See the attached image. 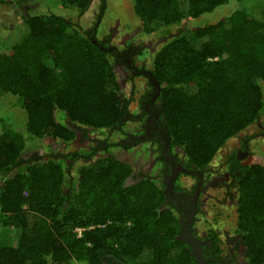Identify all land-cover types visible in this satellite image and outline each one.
Here are the masks:
<instances>
[{"label": "trees", "instance_id": "16d2710c", "mask_svg": "<svg viewBox=\"0 0 264 264\" xmlns=\"http://www.w3.org/2000/svg\"><path fill=\"white\" fill-rule=\"evenodd\" d=\"M42 1L0 0L33 7L22 16L25 29L0 49V95L25 111L28 139L50 138L63 151L0 131V224L18 236L16 246L0 242V264H195L162 186L147 177L125 185L134 171L122 157L134 148L126 146L125 126L137 108L135 90H122L117 59L137 36L116 40L135 26L166 38L152 55L158 115L170 147L181 149L187 169L199 170L264 118V0L219 21L214 12L229 0H132L129 21L118 18L122 30L100 38L108 0H99L91 32L72 14L92 0H54L59 12L34 9ZM201 17L204 24L179 26ZM173 26L179 29L170 34ZM78 130L95 133L96 146L76 149ZM234 152L226 164L236 173V233L247 264H264V164Z\"/></svg>", "mask_w": 264, "mask_h": 264}, {"label": "flooded vegetation", "instance_id": "af4514ba", "mask_svg": "<svg viewBox=\"0 0 264 264\" xmlns=\"http://www.w3.org/2000/svg\"><path fill=\"white\" fill-rule=\"evenodd\" d=\"M135 30L137 38L133 40L129 48L123 50V60L118 61L117 59L120 83L124 93L126 83L133 81L135 75L145 78L142 87L144 92L136 96L134 104L142 112L129 115V124L133 126L129 132L132 141L126 146L134 145V148L125 151L123 159L133 165L134 171L126 180L125 185L147 177L154 179L159 186H162L166 195L164 206L166 208H169L170 204L174 206L175 215L181 224L177 238L186 249H189V253L195 259V264H247L246 246L236 233V217L233 214L237 201L236 193L232 190L236 181L234 177L236 173L228 169L227 159L220 164L219 161L213 163L216 157L204 168L187 169L183 162V153H180L181 149L170 147L165 125L158 115L160 86L152 75V55L166 38L151 40L152 36L142 35L139 26H135ZM132 38V33L126 32L117 38L116 44L124 43V40ZM144 48H147L150 54L139 63L138 54H142ZM134 90L135 84L133 83L128 94L133 93ZM145 114L146 119L143 122L136 121V118L142 120ZM256 124L260 126L259 122ZM84 132V130L76 132L74 140H82L77 146L75 145L76 149L80 147L92 149L98 143L95 133ZM83 134L87 137L84 138ZM90 142H93L92 145ZM99 142L105 144V141L99 140ZM124 142L126 140L122 141ZM242 144V149L247 151L248 142L243 141ZM240 149L241 143L238 141L234 152L237 159L244 158ZM127 154L133 157L129 158ZM130 159L132 161H129ZM141 161L143 164L140 163ZM202 217L208 226H205V223L204 228L201 229L199 224ZM229 220H234L232 225Z\"/></svg>", "mask_w": 264, "mask_h": 264}, {"label": "rangeland", "instance_id": "374dc122", "mask_svg": "<svg viewBox=\"0 0 264 264\" xmlns=\"http://www.w3.org/2000/svg\"><path fill=\"white\" fill-rule=\"evenodd\" d=\"M262 0H245V1H234L229 0L228 3L221 5L218 10L214 12V16L212 20L219 21L223 19L226 15L230 14L232 11L239 9L243 7V5H249V6H257L259 2ZM54 0H43L42 4L35 7L34 9H37L38 11H44L47 6H49L51 9L59 12L55 8V4L53 3ZM131 5L132 0H108V6L105 13V16L101 22V25L98 29L99 38L102 37L107 31L109 30H115L112 31L111 35L113 34V37H115V34L117 32H120L122 29L120 27L119 19L121 18L123 20L129 21L128 19V13L131 12ZM28 5H20L18 7H15L13 5H1L0 4V49L6 46L10 41L17 38V35L19 36L21 30L25 29V26L23 25L22 16L28 14L31 10H33V7L30 6L29 10H27ZM99 0H92L89 9L83 13L80 16L73 15V19L77 20L78 24L83 28L86 29L88 32H91L90 28H93L96 26V22L98 20L95 19V13L99 9ZM204 17H201L200 19H196L195 23L191 24L188 20H183L182 23L179 25L181 28H191L197 25H200V23L204 24ZM210 22V20L208 21ZM95 25V26H94ZM106 29V30H105ZM179 28L177 26H173L170 34H174L177 32ZM136 30L130 31L132 33V36L134 37L136 35ZM127 32V33H130ZM135 32V33H134ZM161 35L154 34L152 35L151 40H154L156 38H161ZM16 41V40H15ZM117 42V40H116ZM135 43V42H134ZM145 49V48H144ZM146 50H144V53L138 55V62L141 63L143 59L147 56ZM145 78L139 75H135L133 77V81L126 83V87L124 88V91L126 94L130 92L132 88V84H135V96H139L142 92L143 82ZM1 97V95H0ZM17 101L13 96L6 95L4 97L0 98V131L5 128H11L19 133H22L23 136L27 139V144L33 146L37 145H48L51 146L52 150L62 152L63 150L60 149L54 142L51 141L50 138H42L38 140L41 143H37L34 140L28 139L30 137L25 129L26 124V113L21 108V106L16 103ZM142 110L136 109V113H141ZM146 119V114L142 117V122ZM260 126H257L255 124H252L248 129L244 130L242 133L239 134L237 139L250 137L248 139V150L245 151L244 149H240L242 154H244L245 161L250 162H261L264 164V141L261 142L260 139H257L256 143L253 142V138L255 137H264V118L262 121H259ZM133 126L131 124H128L125 126V128L129 131H131V128ZM97 138H99L96 135ZM234 138L229 140L225 145L226 147L221 148L218 153L216 154V160L213 161V163H216V161H219L218 163H222L225 159H227L230 155V152L233 150L235 151L237 149L238 141ZM113 140V139H112ZM81 141V140H80ZM80 141H73V145H78V142ZM34 142V143H33ZM36 142V143H35ZM86 144V143H85ZM84 144V145H85ZM83 145V144H82ZM50 148V147H49ZM252 151V153H251ZM246 152V153H245ZM147 154V153H146ZM129 158H132L133 156L130 154H127ZM124 158V155H122ZM129 161H132L130 159ZM143 164V162H140ZM243 163V162H242ZM216 165V164H214ZM201 223L199 224V227L202 229L205 226H208L207 222L204 223V217L201 219ZM230 224L234 222V220H229ZM18 236L14 229V226L11 224H0V242L3 245H10V246H16ZM81 264V263H80Z\"/></svg>", "mask_w": 264, "mask_h": 264}, {"label": "clouds", "instance_id": "9594fccd", "mask_svg": "<svg viewBox=\"0 0 264 264\" xmlns=\"http://www.w3.org/2000/svg\"><path fill=\"white\" fill-rule=\"evenodd\" d=\"M77 231H78V233H80L81 230L80 229H77Z\"/></svg>", "mask_w": 264, "mask_h": 264}, {"label": "crops", "instance_id": "0c3cea01", "mask_svg": "<svg viewBox=\"0 0 264 264\" xmlns=\"http://www.w3.org/2000/svg\"><path fill=\"white\" fill-rule=\"evenodd\" d=\"M1 98V97H0Z\"/></svg>", "mask_w": 264, "mask_h": 264}]
</instances>
